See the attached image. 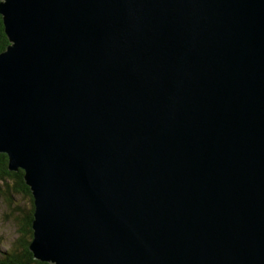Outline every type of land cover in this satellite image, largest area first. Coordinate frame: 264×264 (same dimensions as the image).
I'll return each instance as SVG.
<instances>
[{"label":"water","instance_id":"water-1","mask_svg":"<svg viewBox=\"0 0 264 264\" xmlns=\"http://www.w3.org/2000/svg\"><path fill=\"white\" fill-rule=\"evenodd\" d=\"M0 153L51 264H264V0H0Z\"/></svg>","mask_w":264,"mask_h":264},{"label":"trees","instance_id":"trees-1","mask_svg":"<svg viewBox=\"0 0 264 264\" xmlns=\"http://www.w3.org/2000/svg\"><path fill=\"white\" fill-rule=\"evenodd\" d=\"M8 44L7 36L3 29L2 17L0 15V52ZM14 195L28 198L30 207L21 212L19 217V236L6 248H0V264H51L35 260L29 250V243L32 238L31 221L33 218V199L29 187L24 181V171L18 169L11 171L8 169V158L4 153H0V197L10 206L14 205Z\"/></svg>","mask_w":264,"mask_h":264},{"label":"rangeland","instance_id":"rangeland-1","mask_svg":"<svg viewBox=\"0 0 264 264\" xmlns=\"http://www.w3.org/2000/svg\"><path fill=\"white\" fill-rule=\"evenodd\" d=\"M29 207L28 198L24 196L14 195L13 206L0 197V248H6L19 236L17 229L22 215L19 208L26 211Z\"/></svg>","mask_w":264,"mask_h":264}]
</instances>
